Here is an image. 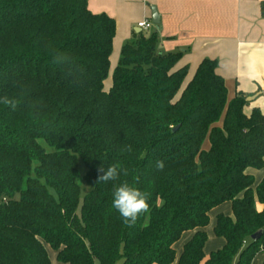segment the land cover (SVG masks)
I'll return each instance as SVG.
<instances>
[{
  "label": "trees",
  "instance_id": "1",
  "mask_svg": "<svg viewBox=\"0 0 264 264\" xmlns=\"http://www.w3.org/2000/svg\"><path fill=\"white\" fill-rule=\"evenodd\" d=\"M88 4L0 0V97L18 101L0 103V264H53L51 250L57 264H252L264 179L254 190L248 170L264 168V114L229 98L216 60L187 81L182 53L157 54L156 34L122 46L107 88L117 25ZM79 159L92 188L81 206ZM111 164L127 175L97 184ZM124 182L150 206L131 227L112 207ZM224 203L233 217L214 232L226 243L206 257Z\"/></svg>",
  "mask_w": 264,
  "mask_h": 264
},
{
  "label": "crops",
  "instance_id": "2",
  "mask_svg": "<svg viewBox=\"0 0 264 264\" xmlns=\"http://www.w3.org/2000/svg\"><path fill=\"white\" fill-rule=\"evenodd\" d=\"M88 3L92 13L115 19L117 36L113 48L118 42L121 51L137 35L149 38L156 34L157 54L182 53L176 68L189 67L187 81L204 59L216 60L229 98L238 94L247 100L253 98L247 102L245 114L249 116L254 109L264 114V0H88ZM152 7L157 10L159 24L153 23ZM143 21L151 23L149 30L138 28ZM248 173L255 179V190L264 179V168L249 169ZM220 215L233 217L232 204L224 203L209 214L206 257L226 243L214 232ZM193 235L194 232L185 233L175 245L177 256ZM55 257L53 264H57ZM263 263L264 251L256 255L252 264Z\"/></svg>",
  "mask_w": 264,
  "mask_h": 264
},
{
  "label": "clouds",
  "instance_id": "3",
  "mask_svg": "<svg viewBox=\"0 0 264 264\" xmlns=\"http://www.w3.org/2000/svg\"><path fill=\"white\" fill-rule=\"evenodd\" d=\"M0 103L15 110L18 101L5 95L0 97ZM156 168L158 170H163L164 162L158 160L156 162ZM98 172L102 173V175H98L97 184L116 181L121 174L127 175V170L121 168L119 164L108 165L106 169L101 166ZM112 207L120 214L122 222L126 226L131 227L136 223L141 214H145L149 211L148 194L141 192L139 188L127 182L121 183L118 186H114Z\"/></svg>",
  "mask_w": 264,
  "mask_h": 264
},
{
  "label": "rangeland",
  "instance_id": "4",
  "mask_svg": "<svg viewBox=\"0 0 264 264\" xmlns=\"http://www.w3.org/2000/svg\"><path fill=\"white\" fill-rule=\"evenodd\" d=\"M126 44H132V43H126ZM115 45H116V47H115ZM115 45L113 48V54L111 56L112 57V59H111V72H110V76L107 80L108 82L106 83L107 88H110L111 81H112V73L118 64L119 57H120V50L118 51V46H119L118 42H116ZM208 147H210L209 142L206 141L204 148L207 149ZM78 168H79V172H80L79 185H80V206H81L84 197L91 191L92 188L87 184L86 180L84 179V176L87 173V168H86L85 164L83 163V161L80 159L78 161ZM80 206H79V209H80ZM49 254H50L52 261H54L55 253H53V251L51 250V251H49Z\"/></svg>",
  "mask_w": 264,
  "mask_h": 264
},
{
  "label": "water",
  "instance_id": "5",
  "mask_svg": "<svg viewBox=\"0 0 264 264\" xmlns=\"http://www.w3.org/2000/svg\"><path fill=\"white\" fill-rule=\"evenodd\" d=\"M152 20L154 21L153 22L154 24H157V23L159 24V15L155 7H152ZM251 100H253V98H248L247 102ZM263 234H264V231L256 232L255 234L252 235L251 239L253 241H258L262 237Z\"/></svg>",
  "mask_w": 264,
  "mask_h": 264
},
{
  "label": "built area",
  "instance_id": "6",
  "mask_svg": "<svg viewBox=\"0 0 264 264\" xmlns=\"http://www.w3.org/2000/svg\"><path fill=\"white\" fill-rule=\"evenodd\" d=\"M138 28H141V29L147 31L151 28V23H149L147 21H143V22L138 24Z\"/></svg>",
  "mask_w": 264,
  "mask_h": 264
}]
</instances>
